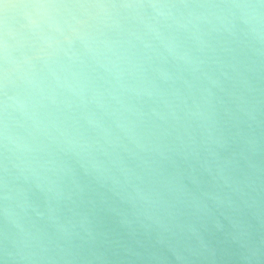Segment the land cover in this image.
<instances>
[{"label":"water","instance_id":"water-1","mask_svg":"<svg viewBox=\"0 0 264 264\" xmlns=\"http://www.w3.org/2000/svg\"><path fill=\"white\" fill-rule=\"evenodd\" d=\"M0 264H264V0H0Z\"/></svg>","mask_w":264,"mask_h":264}]
</instances>
